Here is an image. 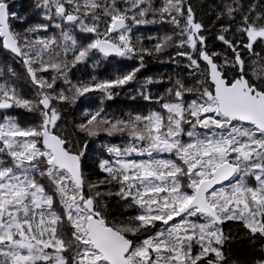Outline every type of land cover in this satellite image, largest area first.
<instances>
[{
    "label": "snow or ice",
    "instance_id": "6c2138e0",
    "mask_svg": "<svg viewBox=\"0 0 264 264\" xmlns=\"http://www.w3.org/2000/svg\"><path fill=\"white\" fill-rule=\"evenodd\" d=\"M36 7L44 9L46 20L58 21L59 42L55 37L28 38L27 33L47 31V24L28 28L23 36L14 31L10 17H19L0 0V44L23 60L36 90L30 99L14 84L0 83V110L22 108L38 116V123L27 127L14 116L0 122V264H228L223 247L229 237L220 227L225 221H240L250 233L264 235V62L259 72L252 68L256 83L240 51H253L254 43L264 40V13L254 17L250 7L245 14L238 0L225 6L217 19L229 23L221 25L217 39L232 56L225 52L220 63L222 54L208 49L204 25L186 0H162L158 8L152 0H127L123 9L117 0H39ZM237 13L241 24L236 31L242 38L229 39ZM157 22L171 24L173 31L157 37L152 48L137 49L141 38L133 42V25ZM65 24L94 38L78 43ZM170 47L188 60L199 89L177 79L175 89L168 90L174 99L157 98L161 110L127 119L108 115L104 99H113L115 89L137 80L145 55L164 54ZM94 50L104 57L139 55L140 64L114 79L72 83L67 70L86 62ZM47 72L50 78L38 75ZM61 78L71 95L63 88L56 91ZM96 91L103 94L101 107L77 130L87 136L119 133L128 142L123 148L107 146L115 159L100 161L107 175L88 183L85 192L87 144L77 149L69 134L57 131L61 115L53 102L74 103ZM193 91L199 96L187 102L185 93ZM156 153L176 159H157ZM133 154L148 159L126 158ZM37 175L48 179L52 191ZM102 186L116 190L104 192ZM105 195L119 197L139 213L127 223H110L98 203ZM56 197L62 213L55 210ZM65 217L71 239L64 234ZM157 222L165 227L157 229Z\"/></svg>",
    "mask_w": 264,
    "mask_h": 264
},
{
    "label": "trees",
    "instance_id": "16d2710c",
    "mask_svg": "<svg viewBox=\"0 0 264 264\" xmlns=\"http://www.w3.org/2000/svg\"><path fill=\"white\" fill-rule=\"evenodd\" d=\"M17 1V2H15ZM8 3H12L14 7L12 12L17 13L19 19L11 18L12 27L14 31L21 33L23 36L26 33V29L35 28L40 24H47V31L41 29L32 33H27L29 39H46L55 37L59 42L61 40V29L54 26L56 20L49 21L43 16L44 9L37 8L36 5L39 0H6ZM243 5L244 12L247 14L248 9L254 8L252 15L255 17L261 13H264V0H238ZM120 8L126 7L127 0H117ZM155 7H159L162 0H152ZM186 3L191 4L194 9L195 19L197 22H201L204 25L203 35L207 41V47L210 51L221 53L219 62L223 63V54L226 52L229 57L232 56V52L217 39V35L220 33L221 25H227L229 21L227 18L217 19L219 13L225 9L227 4L232 3V0H186ZM54 14V10H53ZM148 19H153L149 14ZM158 20L159 18L156 17ZM241 24V16L236 14L235 22L231 24V29L227 33L229 39L240 40L242 37L236 29ZM64 28L70 31L73 38L78 43L87 44L94 38L93 34L84 33L80 31L79 27L65 24ZM173 31L171 24L157 22L147 25H133V42L136 43V37H140V43L136 44L137 49L141 47L152 48L157 42V37H162L165 34H169ZM152 37V39H149ZM244 43H247L246 36L243 37ZM191 51V49H187ZM176 49L170 47L167 52L160 55L144 56V67L137 74V80L114 91L118 93L114 95L113 99H104L103 107L105 112L114 117L125 118L134 116L136 114L147 115L153 110H161L160 105L156 102L157 98L164 97L165 99H174V92L169 93V89H175L176 80L180 79L184 81L187 87L199 89V85L196 83L194 75L191 74V70L186 66L188 60L185 57L177 56ZM240 51L247 62L249 78L258 83L254 77H252V68L259 72L261 70V62H264V40H258L253 45V51L241 47ZM61 58H64V53L61 51ZM67 58L70 61L72 59V52L67 53ZM257 63L254 65L253 62ZM140 64L139 55L134 58L126 57H109L106 58L94 50L92 56L86 61L77 64L75 67H69L67 70L68 79L72 83L91 82L93 77L98 80L114 79L118 75H122L131 71L133 68ZM38 65H34L37 67ZM9 69L12 71L9 72ZM0 71L3 75L0 76V83H11L17 86L19 91L27 98L34 99L36 97V90L31 84L28 77L26 67L23 64V60H15L8 55L0 44ZM45 77H51L52 73H38ZM198 75V74H196ZM231 73L229 77L231 78ZM151 80L152 83H146ZM56 91L61 88L65 89L66 94L68 85L64 83V80L58 79L56 82ZM144 95H151L153 99L151 101L143 99ZM102 93L90 92L77 98L74 103L70 102H56L61 120L58 121L59 128L57 131L65 132L69 134L71 143L77 149H82L84 144H87L86 155L83 158V173L85 178L84 191L88 192V183H95L98 180L103 179L107 174L103 173L99 164L101 160L113 161L115 157L107 152V146H117L123 148L128 142L127 135L114 134L109 136L106 132L100 131L97 135L87 136L85 133L77 130V125L81 122H85L88 114L95 112L101 107ZM199 96V91H193L191 93H185L187 102H191L192 99ZM4 116H14L19 120L29 124L32 121L38 123V116L27 112L22 108H11L0 110V122L3 121ZM247 126V125H245ZM203 131V130H201ZM187 141L188 137L185 135L182 137ZM127 159L133 160H145L147 156H136L133 154ZM154 158L157 159H173L176 157L169 153H156ZM37 179H43V183L48 186L49 191L52 188L47 178H40L37 175ZM253 181H251L252 183ZM101 190L107 192L109 190L115 191L113 186H102ZM57 212L62 213V207L59 203V197H56ZM99 206L105 210V215L110 223L121 224L127 223L130 217H134L139 213V209L136 207H129L119 197L105 195L101 201H98ZM131 202L129 201V204ZM106 205V208H105ZM64 234L68 239H71L72 227L67 222V218L64 219ZM165 226L162 222H157V229H162ZM223 232L229 237L226 244L223 247V251L228 260V264H255V261L264 259V235L259 233L252 234L248 229L244 228L240 221L230 220L225 221L221 226ZM154 234V233H153ZM133 240H142L143 236L133 237ZM199 251L197 247L195 249Z\"/></svg>",
    "mask_w": 264,
    "mask_h": 264
},
{
    "label": "rangeland",
    "instance_id": "374dc122",
    "mask_svg": "<svg viewBox=\"0 0 264 264\" xmlns=\"http://www.w3.org/2000/svg\"><path fill=\"white\" fill-rule=\"evenodd\" d=\"M10 23H11V25H12V21H11V17H10ZM8 55H10L8 52H6ZM11 56V55H10ZM12 58H14L15 60H17L14 56H11ZM20 121V124H21V126L22 127H27V126H29V124H25V122H23V121H21V120H19ZM32 123H36L35 121H32L30 124H32ZM251 181H253L252 182V184L254 185L255 184V180H254V178L251 180ZM47 188H48V186L47 185H45ZM224 187H227V184L226 185H223ZM221 187V186H220ZM57 205H58V202L56 201L55 202V210L57 211Z\"/></svg>",
    "mask_w": 264,
    "mask_h": 264
},
{
    "label": "water",
    "instance_id": "95a60500",
    "mask_svg": "<svg viewBox=\"0 0 264 264\" xmlns=\"http://www.w3.org/2000/svg\"><path fill=\"white\" fill-rule=\"evenodd\" d=\"M4 49V48H3ZM4 51L5 52H8V53H10L12 56H14L17 60H21V58L20 57H18V56H16L14 53H12L10 50H7V49H4ZM99 53V52H98ZM99 54H101V53H99ZM102 56H103V54H101ZM109 57H119V56H116V55H110V56H108V57H106V58H109ZM210 82V81H209ZM227 184V182H224V185H226ZM221 185H216L215 187H217V188H219Z\"/></svg>",
    "mask_w": 264,
    "mask_h": 264
},
{
    "label": "flooded vegetation",
    "instance_id": "af4514ba",
    "mask_svg": "<svg viewBox=\"0 0 264 264\" xmlns=\"http://www.w3.org/2000/svg\"><path fill=\"white\" fill-rule=\"evenodd\" d=\"M15 2H17V1H15ZM8 5H9V10H10V12H12L15 6H13V4H12V3H9V2H8ZM9 54H10V53H9ZM10 55H11V54H10ZM11 56H12V55H11Z\"/></svg>",
    "mask_w": 264,
    "mask_h": 264
}]
</instances>
